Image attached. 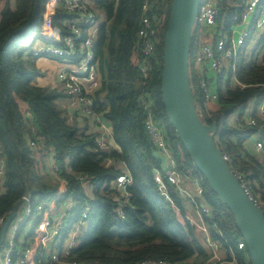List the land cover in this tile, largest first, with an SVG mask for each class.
I'll list each match as a JSON object with an SVG mask.
<instances>
[{
  "label": "trees",
  "instance_id": "obj_1",
  "mask_svg": "<svg viewBox=\"0 0 264 264\" xmlns=\"http://www.w3.org/2000/svg\"><path fill=\"white\" fill-rule=\"evenodd\" d=\"M215 1L221 15L225 16L223 23L226 25L234 13L231 3L239 0ZM45 2L0 0V148L5 161L0 218L27 193L32 201L53 197L60 190L61 180L66 184L59 200L73 195L72 212L77 213L86 199L77 175L88 173V190L94 199L87 230L75 248L76 258L115 264H138L144 259L161 258L176 264H197V260L199 264H252L246 246L238 247V242L244 239L230 210L217 198L192 162L163 108L160 91L162 48L171 0H147V13L160 19L152 57L140 52L137 37L145 0H99L95 3L105 21L98 28L93 46L92 64L100 81L98 87L88 93L93 98L94 111L102 112L111 125L118 148L109 153L98 150L91 120L79 117L77 111L70 114L62 106L68 94L61 83L38 82L48 77L38 59L57 61V58L35 56L32 48L37 41L62 44V37L68 32L62 22L72 16L58 8L52 22L58 40L43 38L40 25ZM262 6L264 0L258 5V11ZM254 22L255 18L237 62L236 75L243 86L232 83L229 78L226 81L218 78V102L209 103L212 117L207 123H216L213 137L221 152L229 154L228 164L252 185L251 194L264 200V162L246 149V142L259 131V126L264 133V121L257 114V107L264 98V29L249 50L254 40ZM201 43L199 34L192 33L190 58L196 55ZM144 57L149 60L146 77L140 71ZM191 83L194 98L201 103L193 71ZM144 96L151 99L153 114L162 122L179 170L199 176L204 185V201L211 208L205 225L216 248L224 252L221 259L213 258V248L196 235L185 214L184 202L174 187L167 183L169 198L160 191L154 174L155 169L163 174L161 160L154 154L145 131V105L141 101ZM250 105L258 126L245 120L244 112ZM235 110L241 114L238 122L232 119ZM28 111L32 114L31 121L26 118ZM35 129L45 137V145L39 141L35 147L29 145L28 139L35 137ZM52 152L59 166L57 178L45 168ZM108 158L120 159L126 166L132 178L127 187L129 197H123L117 189H109L110 182L122 168L116 161L106 165ZM117 207H121L123 215L114 210Z\"/></svg>",
  "mask_w": 264,
  "mask_h": 264
},
{
  "label": "built area",
  "instance_id": "obj_2",
  "mask_svg": "<svg viewBox=\"0 0 264 264\" xmlns=\"http://www.w3.org/2000/svg\"><path fill=\"white\" fill-rule=\"evenodd\" d=\"M97 1L99 0H46L40 25L42 37L54 41L58 40L56 30L52 26L58 8L72 15L66 17L62 22L67 27L68 32L63 35L62 44L39 41L31 52L35 56L43 55L57 58L61 65L56 71V78L68 94L71 107L78 111L79 117L91 120L92 128L96 132L95 143L98 150L109 153L112 149L118 148L112 137L111 125L102 112L94 111V101L89 95L86 85L77 80V76H94L96 74L95 65L92 64L94 60L93 46L98 28L105 21L102 12L95 6ZM261 1L239 0L232 2L234 13L226 26L223 23L225 16L221 15V10L216 1L200 0L192 33L197 32L202 43L193 58H190L189 53L188 63L193 94L192 71L197 77L198 89L202 98L201 103H197L194 98L196 112L205 122L212 117V113L208 109L209 103L218 102L215 81L220 77H227L232 83L240 84L236 75L237 62L240 49L250 35L253 19L255 18L253 31L258 28L259 31L264 29V6L258 11V5ZM147 10H149V5L145 0L137 37L139 38L140 52L146 57H152L155 54L160 19L148 14ZM239 26L243 28L240 29ZM148 63L149 60L145 57L140 63V71L145 77L149 70ZM210 77H212L211 80ZM141 101L145 105V131L154 154L161 160L163 174L161 175L158 169H155L154 174L161 193L169 198L167 183L172 185L184 204L194 208L195 212L204 220L203 228L207 232L206 240L209 241L210 245H215L216 243L205 225V219L211 215V208L204 201V185L201 179L197 175L179 170L172 150L167 144L162 122L153 114L151 99L144 96ZM252 111L253 106H248L244 112L245 120L250 125L258 126L257 118L253 116ZM257 114L264 121V98L257 107ZM240 117V112L235 110L232 114L233 121L238 122ZM26 118L32 120L31 112L26 113ZM261 128L259 126V131L252 137L254 138L255 149L264 152V133ZM38 141L45 145V137L35 129V137L29 138L28 143L31 147H35ZM222 155L226 161L229 160L230 156L227 152H222ZM53 158L52 152L45 168L52 177L57 178L59 177V166ZM113 161L121 166L122 171L110 182L109 189H117L123 197L127 198L130 196L127 187L131 184L132 178L120 159L108 158L106 165H110ZM4 166V154L0 148V188L5 171ZM232 170L238 175L241 184L256 205L261 208L264 217V200L259 195L253 196L250 192L252 185L233 168ZM77 178L86 193V199L81 209L75 214L72 212L75 206L73 195L59 200L66 184L64 180L60 181V190L49 199L40 198L32 201L29 195L22 196L16 214L8 225L4 243L0 248V264H115L75 257V248L80 237L86 232L90 221L91 202L94 199L88 190L90 175L80 173ZM190 182L193 183V188L189 186ZM114 210L123 215L121 207L114 208ZM18 218L19 221H17ZM188 219L190 220V218ZM3 220L4 217H1L0 225ZM244 246H246L245 241L240 240L238 247L244 248ZM138 264L176 263L161 258L144 259Z\"/></svg>",
  "mask_w": 264,
  "mask_h": 264
},
{
  "label": "water",
  "instance_id": "obj_3",
  "mask_svg": "<svg viewBox=\"0 0 264 264\" xmlns=\"http://www.w3.org/2000/svg\"><path fill=\"white\" fill-rule=\"evenodd\" d=\"M199 4L200 0H171L162 48L160 91L163 108L192 162L217 198L230 210L252 264H264L263 212L223 158L213 137L216 123L203 121L196 112L188 56ZM20 202L14 204L0 225V248Z\"/></svg>",
  "mask_w": 264,
  "mask_h": 264
},
{
  "label": "crops",
  "instance_id": "obj_4",
  "mask_svg": "<svg viewBox=\"0 0 264 264\" xmlns=\"http://www.w3.org/2000/svg\"><path fill=\"white\" fill-rule=\"evenodd\" d=\"M53 61V60H51ZM59 63V62H58ZM58 70V67L56 69V71ZM50 78H52L51 82L53 83H57L59 84L60 81L57 80L56 78V74L53 76V77H47L46 79L44 80H39L38 82L39 83H47V82H50ZM49 80V81H48ZM86 85L87 87V91H92L93 89H95L96 87H98L99 85V82L97 84H91L90 83H83ZM62 106L70 113V114H74L75 111H77L76 109L72 108L69 101L68 100H65L64 102H62ZM78 112V111H77ZM78 116H79V113H78ZM246 149L250 152V153H253V154H256L258 156H260L262 158V161L264 162V152H259L255 149V146H254V138L251 137L250 140L248 142H246ZM189 186L191 188L194 187L193 183H189ZM184 210H185V214L187 216V218H190V223L196 233V235L202 240V242L204 241V243H206L208 246L212 247V257H216V251L219 250V248L217 246V244L215 245H210L209 241L206 240V237H207V232L206 230L203 228V225H204V220L199 216L198 213L195 212V209L194 208H190L188 207L186 204H184ZM207 228V227H206ZM216 243V242H215ZM221 250V249H220ZM224 254V252H223Z\"/></svg>",
  "mask_w": 264,
  "mask_h": 264
},
{
  "label": "rangeland",
  "instance_id": "obj_5",
  "mask_svg": "<svg viewBox=\"0 0 264 264\" xmlns=\"http://www.w3.org/2000/svg\"><path fill=\"white\" fill-rule=\"evenodd\" d=\"M239 28L241 29L243 27L239 26ZM259 32H261V31H259V28H258L254 33V40L252 41L251 45L249 46V50L255 45V42H256L255 38ZM38 42L39 41H37L35 44H37ZM38 64H40L42 66V68L45 69V73L48 76V78L53 77L56 74L57 67H59L61 65L58 63V61H51V60H47L45 58L38 59ZM51 79L52 78H50V82L52 81ZM77 80L81 83H90L91 82V84H97L100 81V77H99V74H95L94 76H91V75L85 76L84 75V76H77ZM226 80H227V77H224L223 81H226ZM215 84H217V81H215ZM17 221H19V218ZM223 256L224 255H223L222 249L221 250L219 249L216 251V257L215 258L221 259ZM199 263H200V261L197 260V264H199ZM215 264H225V262H219V263L216 262ZM230 264H232V263H230Z\"/></svg>",
  "mask_w": 264,
  "mask_h": 264
}]
</instances>
